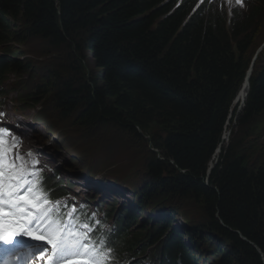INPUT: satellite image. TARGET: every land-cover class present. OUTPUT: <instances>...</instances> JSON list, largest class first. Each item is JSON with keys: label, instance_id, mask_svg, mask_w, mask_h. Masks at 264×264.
<instances>
[{"label": "trees", "instance_id": "1", "mask_svg": "<svg viewBox=\"0 0 264 264\" xmlns=\"http://www.w3.org/2000/svg\"><path fill=\"white\" fill-rule=\"evenodd\" d=\"M263 15L264 0L242 8L225 0H0V97L10 77L33 74L28 92L16 83L20 105L48 103L80 132L107 126L150 137L147 181L124 213L138 220L153 206L162 217L116 232L124 250L151 246L158 264H206L201 247L184 241L198 237L215 244L216 264H264V159L250 167L240 153V136L264 113V47L244 105L228 119L264 39ZM33 39L63 59L39 67L8 44ZM227 121L237 130L207 172ZM187 199L200 218L177 232L171 204Z\"/></svg>", "mask_w": 264, "mask_h": 264}, {"label": "rangeland", "instance_id": "2", "mask_svg": "<svg viewBox=\"0 0 264 264\" xmlns=\"http://www.w3.org/2000/svg\"><path fill=\"white\" fill-rule=\"evenodd\" d=\"M225 1L226 4H229L227 0ZM262 35L264 36V15L259 30V36ZM257 41L259 42L260 38ZM263 43L264 39L258 43L257 48ZM8 44L11 50L22 54L18 58L28 57L33 62H36L39 67L51 57L57 63L58 60L63 59L61 53L49 52L43 43L35 39L21 42L11 41ZM263 47L264 45L261 48ZM32 76L33 74L22 73L21 77H10L3 84L2 91L7 92V94L1 98L2 102L0 101V112L4 113V116L0 117V122L11 124L9 128L11 133L21 136L22 140L25 141V147L36 144L43 149V142H46V150L43 152L36 149L31 153L30 157L27 155L29 151H20V154L25 158L40 157L50 162L55 159V162H53L54 167L60 168L64 182L66 180L72 182L73 185H70L71 187H77L76 183H86L88 177H107L111 180L107 181L109 184L113 182L120 186L116 190L123 193V195L112 194V192L107 190L108 194H105V201L115 198L118 206L122 203L130 202V200L133 201L136 190L147 181L145 165L149 151L151 149L156 151L152 147L150 137L147 135L139 139L127 132L117 131L107 126L99 129H84L80 132L72 120L63 119L62 116L54 114L51 110L52 107L48 103L46 105L42 103V105L32 106L26 102L20 105L16 96L21 90L17 88L18 85L16 83L21 81L20 85L22 87L26 86L24 92H28L31 89L29 84L33 81L30 80ZM13 83L16 84L17 89ZM236 130L235 122L230 123V138ZM240 137L242 138L240 153L246 156L247 164L250 167H256L264 159V113L261 117L255 119L251 126L246 129V134ZM230 138L223 146L229 144ZM115 176L121 180L117 181L110 178ZM93 196H96V194ZM84 201L87 202V200ZM175 201L171 204V210L175 214L176 225L183 223L193 227L198 224V218H200L201 214L200 207H197L189 199ZM152 208L153 206H151ZM151 209H149L150 211L144 209L141 213L144 214L141 222L140 216L131 225L135 228L137 227V230H141L145 225H142L141 228L138 227L144 220L145 214H150ZM151 223L148 221L147 226ZM184 241L191 248L195 245L201 247L199 251L201 253L198 252V255H202L201 261L205 260L206 264L217 263L218 255L214 251L215 244L213 242L210 240L199 242L198 237L191 242L185 237Z\"/></svg>", "mask_w": 264, "mask_h": 264}, {"label": "snow or ice", "instance_id": "3", "mask_svg": "<svg viewBox=\"0 0 264 264\" xmlns=\"http://www.w3.org/2000/svg\"><path fill=\"white\" fill-rule=\"evenodd\" d=\"M227 2L245 6V0ZM19 143L0 125V246L5 248L0 264H20L22 256L23 264H113L108 240L94 236L98 225L79 217L75 205L66 209V201L62 208L60 200L50 199L39 162L29 164L17 150ZM21 237L43 246L35 251L15 248Z\"/></svg>", "mask_w": 264, "mask_h": 264}, {"label": "bare ground", "instance_id": "4", "mask_svg": "<svg viewBox=\"0 0 264 264\" xmlns=\"http://www.w3.org/2000/svg\"><path fill=\"white\" fill-rule=\"evenodd\" d=\"M246 87H247V84H246V80H244L243 81V83H242V86L239 88V90L237 91V93H236V101H235V103H234V105H233V108H232V111L230 112V114H229V116H230V119H231V115H232V112L234 111V109L236 108V106L237 105H239V104H242V102H243V100H244V98H245V90H246ZM228 124H229V121H228ZM228 124H226V127H225V129H224V131L222 132V139H221V147L228 141V138H229V125ZM221 149V148H220ZM219 154V151L217 150L216 152H215V154H214V157H213V159H212V161L210 162V163H214L215 162V160L218 158V155ZM155 223V222H154Z\"/></svg>", "mask_w": 264, "mask_h": 264}, {"label": "water", "instance_id": "5", "mask_svg": "<svg viewBox=\"0 0 264 264\" xmlns=\"http://www.w3.org/2000/svg\"><path fill=\"white\" fill-rule=\"evenodd\" d=\"M264 45V43L262 44V45H260V47H258L256 50H255V52H254V54H253V58H252V61H251V63H250V65H249V67H248V69L246 70V73H245V75H244V80H246V84H247V91H248V86H249V79H250V74H251V71H252V69H253V65H254V62L256 61V59H257V54L259 53V51L262 49L261 47ZM242 86V83H241V85H240V87ZM239 87V88H240ZM247 91H246V94H245V96L247 95ZM247 97V96H246ZM236 99V96H235V98H234V100H233V102H232V104H231V107H230V109H229V114H230V112L232 111V108H233V105H234V103H235V100ZM245 102V101H244ZM244 102L241 104V106H239V108H238V110L237 111H239L241 108H242V106L244 105ZM229 114H228V119L230 118V116H229ZM226 124H228V121L226 122ZM220 148H221V142L218 144V146H217V149H216V151L218 150L219 152H220ZM215 151V152H216ZM217 160H218V158L215 160V162L212 164V163H210L209 164V168H208V170H207V172H209V170L215 165V163L217 162Z\"/></svg>", "mask_w": 264, "mask_h": 264}]
</instances>
